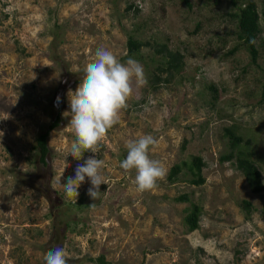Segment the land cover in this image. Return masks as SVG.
I'll return each mask as SVG.
<instances>
[{
  "label": "rangeland",
  "instance_id": "rangeland-1",
  "mask_svg": "<svg viewBox=\"0 0 264 264\" xmlns=\"http://www.w3.org/2000/svg\"><path fill=\"white\" fill-rule=\"evenodd\" d=\"M205 1L190 0L189 9L183 0H0V264H45L56 247L68 252V264H95L90 260L101 256L108 264H264V192L253 193L236 168L238 153H251L264 179V46L260 68L244 47L229 54L241 44L232 34L236 21L225 15L229 2ZM256 1L264 10V0ZM260 26L264 42L263 19ZM130 34L168 43L185 57L183 72L154 90L161 58L142 48L145 82L134 83L100 152L76 160L71 114L64 116L68 92L98 48L126 62ZM58 109L66 121L51 134L43 168L33 147ZM226 129L243 138L237 149ZM145 134L158 139L150 155L167 175L140 192L135 170L120 163L127 141ZM232 151L234 159L223 161ZM90 156L105 161L107 184L93 200L86 177L78 199L69 198L63 183ZM192 157L206 164L205 184L192 186L186 175L172 184V167ZM183 195L190 203L175 201ZM243 200L255 208L249 218ZM191 204L202 215L199 229L187 233Z\"/></svg>",
  "mask_w": 264,
  "mask_h": 264
},
{
  "label": "clouds",
  "instance_id": "clouds-1",
  "mask_svg": "<svg viewBox=\"0 0 264 264\" xmlns=\"http://www.w3.org/2000/svg\"><path fill=\"white\" fill-rule=\"evenodd\" d=\"M85 75L78 87L69 90L70 112L69 126L75 136L70 145V155L82 160L84 153L98 154L107 133L120 122L121 110L127 108L128 100L134 93V83L143 84L145 73L143 66L135 59L121 62L109 49L98 48L94 59L84 69ZM60 97H57V104ZM159 144L151 134L141 135L126 143L127 156L120 163L125 171L135 170L134 183L138 191H150L157 187L158 181L167 175V168L161 161L151 158L150 152ZM105 161L90 156L83 164L77 165L74 177H68L63 183L69 198L79 197V188L89 178L92 187L88 195L99 198L100 186L107 184L102 170ZM45 264H68L69 254L62 247L49 250L44 256Z\"/></svg>",
  "mask_w": 264,
  "mask_h": 264
},
{
  "label": "trees",
  "instance_id": "trees-1",
  "mask_svg": "<svg viewBox=\"0 0 264 264\" xmlns=\"http://www.w3.org/2000/svg\"><path fill=\"white\" fill-rule=\"evenodd\" d=\"M222 0H206L207 6H218ZM229 2V11L225 14L227 17L236 21L235 34L238 44L237 47L229 53L235 54L237 50L244 47L249 53L251 64L260 68L258 61L261 55V48L264 46L262 40V29L260 26L261 19L264 22V10L260 11L258 2L256 0H227ZM184 4L191 9L192 4L190 0H183ZM133 5L129 7L132 10ZM144 47H150L154 49V54L161 58L159 66L154 74H152L151 87L154 90L159 89L160 85L170 83L177 75H181L185 66V57L178 51H173L168 43H159L156 40L142 42L134 35L130 34L127 40V55L126 59L132 58L135 60L143 59L141 56V50ZM154 61V60H151ZM263 70V69H262ZM264 74V70H263ZM166 75V76H164ZM264 86V84H263ZM212 92L217 93L214 86L209 87ZM264 100V92L262 94ZM52 122L43 127L38 134L33 147V152L37 159V164L43 168L49 166V160L51 158V148L49 147V141L53 132L59 131L64 123L65 119L62 116V110L58 109L53 113ZM226 134L230 139V145L232 149H237L243 142V138L237 136L232 129H226ZM249 141L246 145H249ZM88 155L89 152L84 153ZM234 159L233 151L223 157V161H232ZM206 164L201 157H192L191 160L177 164L172 167L169 172L168 180L174 184L181 179V175H186L188 184L196 187H200L205 184V178L203 177V170ZM236 168L242 173L247 181L253 193L259 194L264 192V179L260 168L252 160L251 153H245L240 151L236 159ZM177 203H190V197L188 195L180 196L175 200ZM78 205H81V201ZM241 208L249 218L255 211L253 205L246 200H243L240 204ZM202 215V208L196 204H191L187 209V215L184 219L187 233H193L200 227V218ZM68 227V224H67ZM95 264H108L105 261L104 256L97 259H91Z\"/></svg>",
  "mask_w": 264,
  "mask_h": 264
}]
</instances>
